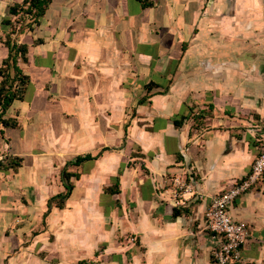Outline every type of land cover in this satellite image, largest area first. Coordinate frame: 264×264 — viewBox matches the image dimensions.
<instances>
[{
	"label": "crops",
	"instance_id": "0c3cea01",
	"mask_svg": "<svg viewBox=\"0 0 264 264\" xmlns=\"http://www.w3.org/2000/svg\"><path fill=\"white\" fill-rule=\"evenodd\" d=\"M22 1L0 0V35L9 8ZM38 33L45 43L31 55L36 69L48 72L62 129L55 131L54 113L30 111L27 100L13 105H23L21 146L16 151L11 141L7 152L2 139L0 159L12 154L25 160L19 173H0V264H25L19 258L27 260L29 222L41 220L48 200L65 191L66 163L105 147L113 150L69 167L81 179L73 180L61 226L80 216L84 205L78 203L115 199L107 219L120 215L121 233L140 245L107 251L98 256L100 264L106 255L132 249L128 264H213L221 239L207 229L206 211L214 197L248 176L264 141V0H157L149 10L136 0H52ZM151 81L160 86L153 93L165 94L139 105ZM117 177L121 193L106 195ZM176 179L191 185L192 195L184 198ZM39 188L44 196L35 198V206L30 195ZM180 207L185 210L172 217ZM230 213L248 227L245 264H264V177ZM58 240L63 245L61 235ZM57 254L40 259L52 264Z\"/></svg>",
	"mask_w": 264,
	"mask_h": 264
},
{
	"label": "rangeland",
	"instance_id": "374dc122",
	"mask_svg": "<svg viewBox=\"0 0 264 264\" xmlns=\"http://www.w3.org/2000/svg\"><path fill=\"white\" fill-rule=\"evenodd\" d=\"M13 29L15 32L13 38L19 43H31L33 39L35 40L38 38L39 33H32L29 30H25L24 33H22V31L20 30V25L18 24H16ZM7 33H11V30H8L7 32L4 30V34L0 35V37L2 36L4 38ZM32 58L33 55H31V63L29 65H22L25 71L31 76V78H33V85L30 86L27 92L26 100L28 103H30V111L36 112V110L38 109L54 113L55 118L52 119L53 125L55 131L59 133V129H62V121L59 116L60 107L54 101L56 100L54 89L51 88L50 83H48L47 80L48 72L38 71L34 66ZM48 91H50V94L48 93ZM22 108L23 105L19 103L15 105L13 109H11L10 114L14 116H20ZM23 120L28 124H31L32 122L31 119L29 120L27 118H23ZM18 130L6 131V142L4 144V148L5 150H7V152H11L9 149V144L11 143V141H13V145L16 151L20 149L21 132H19ZM26 130H30V127H26ZM33 148L36 149L41 147L40 145L38 147V145L35 143ZM26 170L27 172H29L30 169L26 167ZM57 176L58 173L53 174L54 178H56ZM21 178H25V176L23 175ZM53 180L57 181V179ZM54 187L56 188L58 186ZM24 190L26 191V188ZM27 191L32 192V190ZM47 192L49 196V191ZM28 195L30 194L28 193ZM33 195L35 196L30 195V197L34 202L35 198L37 199V197L39 196H44V192L41 188H39L34 191ZM35 201V206H40V204H37V200ZM78 204L81 207L82 205H84L80 210L81 214L80 216H78L77 214L71 215V224L67 228L62 227L61 223L62 221H66V216L64 218L63 216L69 214L68 211L64 212L54 210L50 216L45 217L43 215L42 219L38 221L37 219H35V217H33L29 222L30 228L28 230V234L31 230V235L25 237L24 240L26 244L25 246L29 247L28 249H25V252L23 254V256L27 258V260L22 257H20L19 259L22 260V262L25 264H48L46 261L40 259V257L45 258L47 255L53 256L55 255V253H58V262H52V264H78L81 260H88V262L90 263L92 262L93 264H100L99 258L98 256H96V252H98L100 255L106 254L107 251L123 252L124 250H126L127 246L131 245V243H136L134 235H128L126 237L121 233L122 221L120 220V215L115 214L111 216V220L107 219L108 216H106L105 212L107 208H109L108 206L111 204L110 200L102 198L100 202L97 201L96 203L94 198H92L85 203L81 202ZM73 208L74 207L71 206V209ZM62 214L64 215L62 216ZM38 215L40 214L38 213ZM123 217L125 221L128 220V218L126 219L125 214H123ZM129 218L132 219L130 216ZM53 222H55V226H53ZM4 225V222H1L0 220L1 233ZM145 226L146 225H143L144 229ZM4 231L5 230H3V232ZM42 233L45 234L40 236V234ZM59 235L63 237V245L58 240ZM145 235L148 239V232H146ZM116 240H119V243L121 244L118 246L115 245L114 241ZM48 242H50L51 245L48 244ZM102 242H106L107 246L103 248L102 245H100ZM133 264H147V261L145 259H143L142 261L139 260V262L133 261Z\"/></svg>",
	"mask_w": 264,
	"mask_h": 264
},
{
	"label": "trees",
	"instance_id": "16d2710c",
	"mask_svg": "<svg viewBox=\"0 0 264 264\" xmlns=\"http://www.w3.org/2000/svg\"><path fill=\"white\" fill-rule=\"evenodd\" d=\"M144 10L152 9L156 6L157 0H136ZM52 0H23L19 4H14L9 8L8 17L2 21V27L7 32L11 30V33L3 38L0 37V51H6V54L2 55V63L0 66V143L5 138L7 130H18L21 128L18 116L11 115L10 109L16 102H25L27 92L32 85L31 76L25 71L22 65H29L31 63L32 48L43 45L45 40L42 37L33 39L31 43H19L14 40L13 35L14 27L16 24L20 25V30L24 33L25 30H29L32 33H38L40 26L42 25V19L46 15L48 8L50 7ZM188 49V44L183 43L182 53L184 54ZM160 86L154 81L145 85L144 89L146 94L139 100V105H145L148 99H151L154 95H162L165 92L160 90L153 93V91L159 89ZM181 121L175 120V126H180ZM128 127L125 126L124 145L129 144L128 139ZM113 150L112 148L105 147L97 155L92 154L79 155L74 161L66 163L61 173V181L65 188L64 192L58 193L51 197L47 202L48 211L45 213L47 217L50 211L54 208L63 211L67 207V202L72 199L73 193L76 189V185L73 180H80L81 174L79 172L69 171V167H80L86 162H93L100 159L105 152ZM130 153V151H128ZM131 154V153H130ZM132 157H138V154L132 153ZM25 158L21 156H14L8 154L0 159V173L8 174L13 171L15 174L19 173V170L23 167ZM121 193L120 179L117 177L112 186L105 190V194L112 197H117ZM80 198L79 192L75 196V200ZM111 204L106 210V216L110 215L109 209L113 207L115 199H110ZM185 208L180 207L173 209L174 218L178 217ZM136 243L139 246V239H136ZM135 250L132 249L124 254H113L111 256L106 255L103 257V262L108 264L110 262H116L118 264L130 263L132 255ZM100 254L96 252V256ZM78 264H93L88 260H81ZM214 264V262H213Z\"/></svg>",
	"mask_w": 264,
	"mask_h": 264
},
{
	"label": "built area",
	"instance_id": "2783aa9c",
	"mask_svg": "<svg viewBox=\"0 0 264 264\" xmlns=\"http://www.w3.org/2000/svg\"><path fill=\"white\" fill-rule=\"evenodd\" d=\"M264 177V141L259 147L251 172L239 183L214 197L205 214L207 229L214 237L221 239L214 251V264H245L243 248L248 238V227L245 223L234 220L230 208L242 195L248 193L258 185ZM175 183L184 190L182 196L192 195V186Z\"/></svg>",
	"mask_w": 264,
	"mask_h": 264
}]
</instances>
